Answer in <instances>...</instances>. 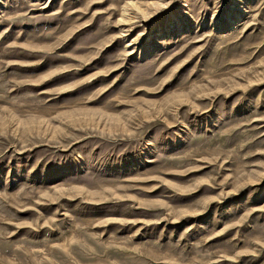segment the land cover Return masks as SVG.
Masks as SVG:
<instances>
[{
    "label": "rangeland",
    "instance_id": "rangeland-1",
    "mask_svg": "<svg viewBox=\"0 0 264 264\" xmlns=\"http://www.w3.org/2000/svg\"><path fill=\"white\" fill-rule=\"evenodd\" d=\"M0 264H264V0H0Z\"/></svg>",
    "mask_w": 264,
    "mask_h": 264
}]
</instances>
